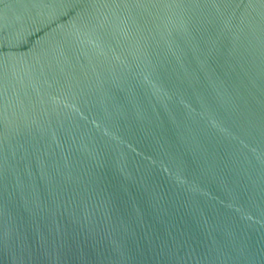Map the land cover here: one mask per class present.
<instances>
[{
	"label": "water",
	"instance_id": "1",
	"mask_svg": "<svg viewBox=\"0 0 264 264\" xmlns=\"http://www.w3.org/2000/svg\"><path fill=\"white\" fill-rule=\"evenodd\" d=\"M0 264H264V0H0Z\"/></svg>",
	"mask_w": 264,
	"mask_h": 264
}]
</instances>
